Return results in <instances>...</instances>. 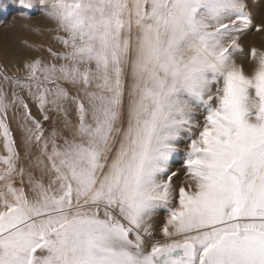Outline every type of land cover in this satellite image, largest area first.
Masks as SVG:
<instances>
[{
	"label": "snow or ice",
	"instance_id": "obj_1",
	"mask_svg": "<svg viewBox=\"0 0 264 264\" xmlns=\"http://www.w3.org/2000/svg\"><path fill=\"white\" fill-rule=\"evenodd\" d=\"M18 4L51 43L0 66V264H264L258 0Z\"/></svg>",
	"mask_w": 264,
	"mask_h": 264
},
{
	"label": "rangeland",
	"instance_id": "obj_2",
	"mask_svg": "<svg viewBox=\"0 0 264 264\" xmlns=\"http://www.w3.org/2000/svg\"><path fill=\"white\" fill-rule=\"evenodd\" d=\"M264 0H258V4L253 8V14L256 16L257 21L261 17L262 9L259 3ZM6 4L7 7H0V34L6 38V40L0 44V66H6L9 74L15 72L20 67L22 60L25 57L34 55L35 53L26 47L25 41L28 45L39 46L40 44L51 43L49 35L46 33L48 22L41 15L39 7L32 9L22 8L18 4V0H0V5ZM23 13L24 15H21ZM8 39V40H7ZM249 43L259 46L262 41L256 34H250ZM12 51L11 55L6 54L5 50ZM7 55V56H6ZM4 67H0V71H3ZM23 75V73H19ZM10 126L18 136L17 123L11 121ZM183 145L181 148L183 149ZM3 152L2 142H0V153ZM183 159V153H179L172 161L174 168L179 167ZM183 179V177L181 178ZM165 213H161L160 219L162 220ZM159 223V221H158Z\"/></svg>",
	"mask_w": 264,
	"mask_h": 264
},
{
	"label": "bare ground",
	"instance_id": "obj_3",
	"mask_svg": "<svg viewBox=\"0 0 264 264\" xmlns=\"http://www.w3.org/2000/svg\"><path fill=\"white\" fill-rule=\"evenodd\" d=\"M5 40H6V38L3 37L2 34H0V44H2ZM7 40H8V39H7ZM5 53H6L7 55H8V54L11 55L12 51H10V49H9V51H8V50H5ZM7 55H6V56H7Z\"/></svg>",
	"mask_w": 264,
	"mask_h": 264
}]
</instances>
